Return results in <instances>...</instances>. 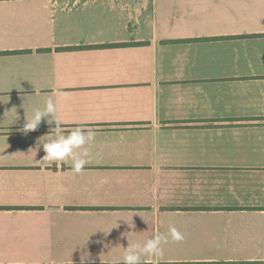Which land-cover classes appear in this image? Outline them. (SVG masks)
Returning a JSON list of instances; mask_svg holds the SVG:
<instances>
[{
  "label": "crops",
  "instance_id": "obj_1",
  "mask_svg": "<svg viewBox=\"0 0 264 264\" xmlns=\"http://www.w3.org/2000/svg\"><path fill=\"white\" fill-rule=\"evenodd\" d=\"M49 96L97 131L82 174L20 131ZM153 225L184 239L143 264H264V0H0V264H101Z\"/></svg>",
  "mask_w": 264,
  "mask_h": 264
},
{
  "label": "clouds",
  "instance_id": "obj_2",
  "mask_svg": "<svg viewBox=\"0 0 264 264\" xmlns=\"http://www.w3.org/2000/svg\"><path fill=\"white\" fill-rule=\"evenodd\" d=\"M18 119L19 117L15 109L13 123ZM42 122L48 125L49 130L39 137V139L37 138L36 145L31 147L33 149V158L35 159L37 152L42 149L44 153L42 159L48 165L55 164L56 162L67 163L74 175L82 174L89 163L87 159L90 154L89 146L96 139V129L87 125H77L71 130H66L63 126L64 121L57 115V104L52 96H49L44 101L42 107L34 108L30 117H26L24 111V123L20 131L24 135H27L29 132L36 131ZM125 222L129 229L134 228L132 217L131 223ZM117 224L118 220L111 228L116 227ZM109 230L107 232L102 231L107 235ZM91 233L88 234L85 242ZM169 237L175 242H181L184 239L183 234L174 226H169L168 233L165 235L159 231L158 226L153 225L150 235L142 242L127 243V246L123 247L124 251L121 256L112 258L110 261L106 260L102 262L100 260L101 264H143V258L145 257H162L163 249L161 245L167 243ZM85 260L89 264H93V258L87 252L85 256L81 257V264H84Z\"/></svg>",
  "mask_w": 264,
  "mask_h": 264
}]
</instances>
